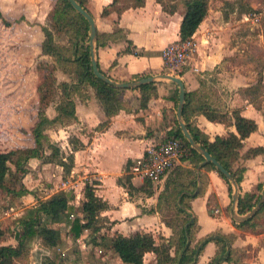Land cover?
Returning <instances> with one entry per match:
<instances>
[{
    "label": "crops",
    "instance_id": "1",
    "mask_svg": "<svg viewBox=\"0 0 264 264\" xmlns=\"http://www.w3.org/2000/svg\"><path fill=\"white\" fill-rule=\"evenodd\" d=\"M31 1L35 2L38 10L46 7L51 10L57 0ZM112 2L113 0H87L86 4L98 33L112 35L115 30H121V33L114 35L110 43L96 50L99 70L115 82H131L150 76L170 74L164 68L161 54L168 44L180 40L184 5L180 3L176 11L170 14L164 11L157 0H144L142 6L127 8L118 15L112 8ZM104 9L108 11L105 15L102 14ZM224 29L219 20L210 16L208 10L207 17L192 36L197 43L196 53L179 72L170 75L180 78L184 84L185 94L191 95L187 123L207 136L209 141L228 133L237 135L232 117L233 110H238L242 117L256 123L257 130L242 141L243 147L235 166L243 167L245 170L240 190L238 189L239 194L257 193L256 186L262 184L264 178V157L244 159L242 156L250 148L264 146V118L262 112L254 106L250 95L244 92L253 86L254 76L249 77L248 69L246 73L240 72L233 64L230 58L233 52L227 46L230 35L226 34ZM40 30L44 34L43 29ZM129 42L132 51L126 52ZM41 58L51 61L42 52ZM262 72L264 74V69ZM59 73L57 70L56 74ZM61 75V81H70L69 76L63 72ZM152 83L156 87V94L149 99L144 109L140 108L138 87L124 89L121 97L122 108L111 117L106 116L94 90L87 87L86 91H82L84 96L74 98L76 119L68 124L59 125L72 129L69 134L72 137L71 144L68 143L67 148L73 155L74 162L71 172L65 176L63 168L55 165L58 169L60 187L52 191L46 199L59 191L71 193L75 212L70 218L78 216L84 222V215L79 209L80 203L86 202L84 186L88 182H95L96 196L107 204V209L99 215L102 222L98 236L113 238L117 234L130 238L135 233H146L158 243L160 237L168 239L172 235V230L164 223L162 215L157 210L158 197L164 189L167 175L159 183L153 184L152 193L148 194L146 190L149 188L145 186V180L134 170L142 161L147 148L164 142L168 132L176 129L174 122H177L178 86L169 80L157 79ZM202 103L217 113L226 114L227 121L212 122L202 114L193 113L195 106ZM56 105L51 104L46 109V115L50 119L56 115ZM22 114H25V111L18 117L24 118ZM15 119V115H12V118L7 120L8 126L0 130L2 137L4 135L14 137ZM48 131L46 130V133ZM73 142H80L83 147L73 150ZM12 143L13 140L9 137H0V154L13 149ZM35 161L38 160L35 159L28 164L29 171L35 165L33 163ZM176 165L191 168L188 162L180 161ZM195 171L206 178L203 193L189 201L190 207L185 209V214L195 218L198 226L195 241L216 232L235 234L237 239L234 246L239 248L247 249L253 244V239L259 241L263 233L254 235L247 230H240L232 219L226 216L227 208L231 207L226 181L214 170L207 171L198 166ZM25 187L29 190L27 196H33L35 190ZM25 197L24 195L22 199ZM35 203L33 201L28 208L35 207ZM214 209L219 213V217L210 215V210ZM19 216H22V213ZM102 225H107V228ZM87 236L88 238L91 236L89 230L83 231L78 238L69 235L67 238L85 243ZM6 241L2 244H14L9 238ZM89 242L84 244L88 249L93 247L91 238ZM257 247L258 253H264V245H259L258 242ZM93 248L102 247L94 245ZM216 250V245L208 242L203 247L197 264H207L216 254ZM105 251L107 256H114L112 249ZM111 259L108 257L109 262ZM154 260L153 254H145V262Z\"/></svg>",
    "mask_w": 264,
    "mask_h": 264
},
{
    "label": "trees",
    "instance_id": "2",
    "mask_svg": "<svg viewBox=\"0 0 264 264\" xmlns=\"http://www.w3.org/2000/svg\"><path fill=\"white\" fill-rule=\"evenodd\" d=\"M119 1L113 0L112 2V8L115 9L118 15L127 8H135L144 4V0H128L124 5H119ZM157 1L162 5L164 11L170 14H173L178 7V4L172 2V0L169 4L165 3L164 0ZM180 1L184 5L185 13L181 21L179 36L180 40L184 41L193 36L199 25L207 17L209 0ZM76 2L88 11L86 7L87 0H76ZM239 3L240 6L237 8L239 15L253 11L250 5ZM107 13V9L102 12L103 15ZM49 21L50 28H42L45 39L41 45V52L51 59V63L43 64L47 73L45 72L41 75L42 82L38 86V121L31 130L34 145L31 148L17 149L0 154L1 170L4 172L6 170L7 172L6 165L14 167V171L10 174V176L14 177L12 186L5 185L3 178L0 181V190L5 194H9L13 200L29 193L23 183L16 179V174L20 173L22 176L27 174L29 172L28 164L35 159H45V163H55V165L61 166L64 176L71 172L74 162L73 155L70 153L66 158H63L59 147L50 142L46 130L54 125H64L76 119L74 103L76 96H84L82 91H86L87 87H91L106 116L111 117L122 108L121 97L124 89L106 84L96 78L92 72L88 45L89 25L87 21L72 8L68 0H57L55 2L53 9L49 13ZM119 33H121L120 29L115 30L112 35L97 32L95 40L96 50L98 47L110 43L114 35ZM54 34H57V36L55 37ZM63 35L66 36L65 44L59 41V37ZM128 45L126 52H131V43L129 42ZM60 69L64 74H68L70 81L56 84L55 72ZM262 88H264L263 77L262 73H259L256 85L245 89L244 92L250 95L254 106L262 112L264 118V99L261 105H256L252 100L258 97ZM137 89L140 92V108L144 109L149 99L156 94V87L154 83H148L139 86ZM52 93L60 94V100L55 107L56 115L50 119L46 115V109L52 104ZM185 96L186 104L183 108L182 118L186 128L194 141L231 174L240 190V183L245 170L243 167H236L235 163L240 157L239 152L243 147L242 141L257 130L256 123L251 119L242 117L238 110H233L232 117L237 135L228 133L226 136H216L213 141H209L207 136L187 123L189 98L191 95L186 93ZM193 113L202 114L212 122L227 121L226 114L215 112L205 103L195 106ZM174 123L176 129L168 132L167 139L181 138L184 141V144L189 149V155L182 158L181 162H188L191 168L181 165L174 166L166 174L167 179L164 189L158 197L157 210L162 215L164 223L172 230V235L168 239L160 237L157 243L152 236L146 233H135L130 238H125L121 235H117L114 238L98 236L102 222L99 215L107 209V204L96 196L94 190L96 183L88 182L84 186L86 202L81 208L85 218L84 222L78 216L73 219L70 218L75 212L71 193L64 191L54 193L47 199L38 201V204L33 208H29L24 215L13 218L5 225L4 229L0 228V264H18L19 260L27 254L31 244L35 241H39L40 246L44 250L41 253L43 255L42 264H65V259L62 257L60 249V241L62 240L57 229L53 227V225L57 224L64 226L67 230L65 235L71 237L78 238L83 231L89 230L93 245L117 251L121 257L123 256L122 258L126 264H197L198 257L208 242H213L217 250L214 257L207 264H222L223 262L247 264L248 250L234 246L237 236L233 233L216 232L197 242L195 241L198 226L195 218L185 214V209L190 207L189 201L201 195L205 188L206 178L204 175H198L195 171L196 168L200 166L201 169L207 171H216L228 184L230 196L232 194V186L212 163H204L202 155L191 148L183 137L178 123L176 121ZM73 143V150L83 147L80 142ZM46 150L50 152L48 155ZM256 156L264 157V146L250 148L243 154L242 158L250 159ZM144 180L145 186L149 188L146 191L151 194L153 183L148 179ZM197 182L199 187H197ZM16 183H20L18 189L15 188ZM263 190L264 186L258 184L256 186L257 193L239 194L236 213L245 215L251 211L260 200ZM166 211L171 214H167ZM261 218H264V201L254 216L248 220L244 222L232 221L240 230H247L252 234H260L262 230L258 231L257 228L261 225L257 221ZM8 236L15 239L16 242L14 244H2L9 238ZM123 244H126V247H121ZM129 244L130 247L128 246ZM147 253L154 255L155 260L153 262L144 261V256Z\"/></svg>",
    "mask_w": 264,
    "mask_h": 264
},
{
    "label": "rangeland",
    "instance_id": "3",
    "mask_svg": "<svg viewBox=\"0 0 264 264\" xmlns=\"http://www.w3.org/2000/svg\"><path fill=\"white\" fill-rule=\"evenodd\" d=\"M127 1L120 0L119 5H124ZM170 1L164 0L167 4ZM172 2H176L178 5L181 3L180 0H172ZM239 2L250 5L253 11L239 15L237 11L238 6H240ZM51 10L48 7L38 10L35 2L31 0H0V130L8 126L7 120L12 118V115H15L16 118L14 137L6 135L2 137V134L0 137H9L10 140H13L11 145L13 149L11 150L31 148L34 145L31 130L38 121V86L42 82L41 75L46 72L43 64L51 63L50 60L46 61L41 58V45L45 35L40 28H50L49 13ZM209 14L219 20L220 25L225 28L226 34L230 35L227 46L232 49L233 53L230 58L233 64L242 73H246L247 69L249 70V77L254 76V86L259 79V73H262L264 84L262 72L264 69V0H209ZM255 17L258 18L257 21L253 20ZM39 22L44 25H40ZM54 36L56 37L57 34ZM65 37V35L59 37V41L63 44L66 43ZM59 71V75L55 72L56 84L63 82L61 81L62 70ZM65 75L68 76L67 73ZM263 99L264 88L258 97L252 100L256 105H261ZM51 100H53V105L57 104L60 100V94L52 93ZM23 111H25V114H22L24 118L18 117ZM48 130L50 142L60 147L63 158H66L70 154L67 144H71L72 137L69 134L72 129L69 126L63 128L57 124ZM49 153L46 150V154ZM45 162V159L33 162L35 165L31 167L29 174H25L26 176H22L20 173L16 174V179L24 182L23 185L25 184L30 190H35L33 196H27V193L25 198L22 199L23 195L13 200L9 194L0 190V228L4 229L8 222L16 218V214L18 217L21 213L24 215L33 201L36 202V206L38 201L45 200L52 191L59 189V174L58 169L55 168V163ZM6 166V175L0 169V181L3 178L4 184L11 187L14 183V177L10 174L14 171V167L12 165ZM19 184L16 183V189L19 188ZM262 185H264V178ZM229 197L231 206V196L229 195ZM83 204V202L80 203L79 209L83 208ZM166 213L171 214L169 211ZM210 215L219 217V213L215 209L210 210ZM226 216L231 218V207L227 208ZM257 223L261 225L257 230H262L260 232L263 233V236L257 242L253 239V244L247 247L249 256L247 264H264V253H258L257 249L258 242L259 245H264V218L259 219ZM102 226L107 228V225ZM53 227L57 229L62 240L60 241V249L65 264H126L123 256L121 257L115 250L112 252L114 256H107L105 250L108 248L94 249L92 244L93 247L89 249L85 247V243H90L88 236L85 238V243L79 242L67 238L64 226L53 225ZM13 229L15 230V228ZM105 231L106 229H104ZM9 241L16 242L10 237ZM122 246L126 247V244ZM128 246L130 247V244ZM42 252L44 250L39 241H35L18 264H42ZM121 252L123 253V251ZM108 257L112 258L111 262L108 261Z\"/></svg>",
    "mask_w": 264,
    "mask_h": 264
},
{
    "label": "water",
    "instance_id": "4",
    "mask_svg": "<svg viewBox=\"0 0 264 264\" xmlns=\"http://www.w3.org/2000/svg\"><path fill=\"white\" fill-rule=\"evenodd\" d=\"M72 8L81 15L88 23L89 25V48H90V59H91V68L94 76L106 84L112 85L119 89H130V88H136L144 84L152 83L156 81L157 79L160 80H169L173 83H175L178 86V104H177V122L179 125V128L181 130V133L183 137L186 139L187 143L190 145L191 148H193L196 152L202 155L204 158V163H212L215 168L225 177L226 180H228L231 183L232 186V194H231V218L235 222H244L254 216V214L259 210L260 205L264 201V190L261 194L260 200L257 202L255 207L246 213L245 215H238L236 213V205L238 202L239 192H238V185L236 184L234 178L231 176V174L214 158L212 157L205 149H203L199 144H197L194 139L192 138L191 134L189 133L188 129L186 128V125L182 119V112L184 108V102H185V90H184V84L181 81L180 78L172 76L170 74H160L156 76H150L146 78H141L138 80H134L131 82H115L114 80L108 78L106 75H104L102 72L99 71L98 65L96 62V26L94 23V19L90 15L88 11H86L84 8L80 6L76 2V0H68Z\"/></svg>",
    "mask_w": 264,
    "mask_h": 264
},
{
    "label": "built area",
    "instance_id": "5",
    "mask_svg": "<svg viewBox=\"0 0 264 264\" xmlns=\"http://www.w3.org/2000/svg\"><path fill=\"white\" fill-rule=\"evenodd\" d=\"M257 21L258 18H253ZM197 50V43L193 37L168 44L162 50L164 68L171 74L177 73L192 59ZM196 70V69H195ZM189 155V149L181 138H168L158 145L146 149L142 161L135 167V172L143 179L153 184L159 183L166 174ZM216 211V210H215Z\"/></svg>",
    "mask_w": 264,
    "mask_h": 264
}]
</instances>
